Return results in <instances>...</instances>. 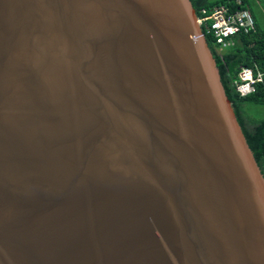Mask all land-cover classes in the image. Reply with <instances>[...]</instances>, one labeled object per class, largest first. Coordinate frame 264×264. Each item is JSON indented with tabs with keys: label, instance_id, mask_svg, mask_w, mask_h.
<instances>
[{
	"label": "water",
	"instance_id": "obj_1",
	"mask_svg": "<svg viewBox=\"0 0 264 264\" xmlns=\"http://www.w3.org/2000/svg\"><path fill=\"white\" fill-rule=\"evenodd\" d=\"M0 264H264L190 0H0Z\"/></svg>",
	"mask_w": 264,
	"mask_h": 264
},
{
	"label": "trees",
	"instance_id": "obj_2",
	"mask_svg": "<svg viewBox=\"0 0 264 264\" xmlns=\"http://www.w3.org/2000/svg\"><path fill=\"white\" fill-rule=\"evenodd\" d=\"M197 16L201 10H211L214 7L226 5L229 1L236 0H190ZM243 7H247V0H241ZM257 25V24H256ZM207 42L217 61V66L222 77L226 94L234 104L237 116L244 128L250 149L264 176V120L253 124L247 120L245 107L248 104L264 106V86L257 87V93L246 99H242L232 87L241 68L264 71V29L257 25L255 33L240 35L235 39V46L226 51H219L214 38L206 30H202Z\"/></svg>",
	"mask_w": 264,
	"mask_h": 264
},
{
	"label": "built area",
	"instance_id": "obj_3",
	"mask_svg": "<svg viewBox=\"0 0 264 264\" xmlns=\"http://www.w3.org/2000/svg\"><path fill=\"white\" fill-rule=\"evenodd\" d=\"M198 25L206 29L214 38L219 51L235 46L240 35H249L257 30L256 21L250 10L243 7L241 0L229 1L226 5L203 9L197 16ZM264 86V71L241 68L232 87L242 99L257 93V87Z\"/></svg>",
	"mask_w": 264,
	"mask_h": 264
},
{
	"label": "rangeland",
	"instance_id": "obj_4",
	"mask_svg": "<svg viewBox=\"0 0 264 264\" xmlns=\"http://www.w3.org/2000/svg\"><path fill=\"white\" fill-rule=\"evenodd\" d=\"M247 8L256 18L259 27L264 29V0H247ZM245 113L247 120L253 124L264 120V106L248 104L245 107Z\"/></svg>",
	"mask_w": 264,
	"mask_h": 264
},
{
	"label": "crops",
	"instance_id": "obj_5",
	"mask_svg": "<svg viewBox=\"0 0 264 264\" xmlns=\"http://www.w3.org/2000/svg\"><path fill=\"white\" fill-rule=\"evenodd\" d=\"M247 8V7H246ZM248 9V8H247ZM254 17V16H253ZM255 19V21H256V24L258 25V22H257V20H256V18H254ZM259 26V25H258Z\"/></svg>",
	"mask_w": 264,
	"mask_h": 264
}]
</instances>
